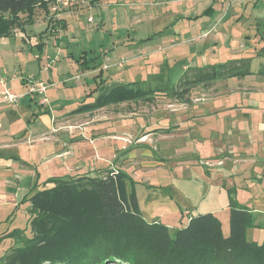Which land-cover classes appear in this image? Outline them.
I'll list each match as a JSON object with an SVG mask.
<instances>
[{
  "label": "rangeland",
  "instance_id": "1",
  "mask_svg": "<svg viewBox=\"0 0 264 264\" xmlns=\"http://www.w3.org/2000/svg\"><path fill=\"white\" fill-rule=\"evenodd\" d=\"M255 2L75 0L65 8L52 2L48 15L36 10L33 28L24 23L26 32L14 28L12 34L17 37L0 38V56L6 64L1 65L0 58V78L8 79L9 85L12 77L28 83L26 97L36 98L39 104H33L31 113H39L44 98L52 110L49 92L45 96L29 93L30 83H49L38 73L40 52L29 54L34 47L28 43L33 37L41 40L50 35V27L42 32L50 21L59 24L54 34L61 40L67 32L61 27L62 16L70 14L76 36L81 31L80 50L92 51L82 52L90 56H79L78 63L91 59L97 68L122 66L115 75L106 70L104 92L127 83H137L146 90L170 88L171 93H155L152 101L107 106L90 115L93 121H72L74 131L82 130L87 122L115 128L116 122L131 119V133L121 131L115 138L123 143L124 154L117 159L114 170L129 164L130 149L131 167L125 170L131 177L128 187L135 192L143 218L178 229L187 227L192 218L213 214L221 221L223 233L230 235L232 215L244 208L253 222L245 228V237L248 242L262 245L264 167L257 163L261 161L256 146L259 129L264 125V6L257 9L253 7ZM22 21L26 22L23 15ZM31 30L37 35L27 36ZM21 34L26 45L24 53L19 48ZM149 36L156 39L140 43ZM90 41H95L92 46ZM220 65L227 72L248 75L189 86L184 83ZM17 84L11 91L22 99ZM21 99L14 105L1 104L0 109L14 107ZM118 113L119 119L112 117ZM241 157L255 160L241 161ZM26 203L13 213L8 207L7 212H0L4 219L13 215L0 224V235L18 229H25L28 237L32 235L30 204ZM16 246L13 239L0 243V264Z\"/></svg>",
  "mask_w": 264,
  "mask_h": 264
},
{
  "label": "trees",
  "instance_id": "2",
  "mask_svg": "<svg viewBox=\"0 0 264 264\" xmlns=\"http://www.w3.org/2000/svg\"><path fill=\"white\" fill-rule=\"evenodd\" d=\"M55 1L0 0V38H10L14 28L24 31V23L34 25L36 10L48 15L50 3ZM50 22L47 29L56 33L59 24ZM61 25L66 28L64 23ZM91 61L79 62L83 71ZM246 75L227 72L220 65L209 67L197 79L184 83L189 86ZM169 90H146L137 83L122 85L75 112L152 101L155 93H171ZM128 181L131 183V177L125 171L111 169L96 176L49 179L54 187L38 191L24 201L30 204L32 235L26 236L25 229L0 235V243L6 239L17 241L3 264H264V244L248 242L245 237V228L253 225L247 209L238 208V215H232L227 236L213 214L199 215L187 227L171 229L143 218Z\"/></svg>",
  "mask_w": 264,
  "mask_h": 264
},
{
  "label": "crops",
  "instance_id": "3",
  "mask_svg": "<svg viewBox=\"0 0 264 264\" xmlns=\"http://www.w3.org/2000/svg\"><path fill=\"white\" fill-rule=\"evenodd\" d=\"M255 3L253 7L257 9L264 6V0H256ZM62 18L67 28V38L64 36L65 39L62 37L60 40L55 36L56 33L52 32L50 35H44L41 40L37 36L33 37L28 43L34 47L33 51L28 48L29 54L34 53L35 50L41 54L37 59L38 73L43 76L42 80L49 83L47 98L50 100L52 110L47 108L46 99L44 103L41 101L38 114L31 113L33 104L38 106L39 104L36 98L26 97L25 89L28 83L24 81L21 83L19 80L12 81L10 88L14 89L13 85L18 83L17 88L20 89L23 98L14 107L7 105L0 109V212H7L8 207L12 208L13 213L14 210L23 206L24 201L34 193L52 188L53 185L48 183L49 179L96 176L101 171L114 170L117 159L124 154L121 151L123 143L115 138L123 132L131 133V128H129L131 119L129 118L116 122L115 128L114 125L87 122L82 130H72L73 120L74 122L93 121L90 115L104 109L88 113L75 112L83 105L94 103L104 93L103 89L107 81L106 70L109 74L115 75L122 66L97 68V64L91 61L89 65L87 64L88 67L85 66L87 69L83 71L78 61H81V57L89 58L90 55H81V53L91 54L92 51L80 50L81 31L78 30L79 34L76 36V30L71 24V15L66 13ZM36 23L34 22V25ZM47 28L46 23V28L42 32H45ZM26 31L24 28L21 32ZM35 32L31 30L27 36L37 35ZM21 35L22 44L19 48L24 53L26 45H24V34ZM15 37L17 36L12 34L10 38ZM150 37L152 36L148 38ZM155 39L156 37L150 41L142 40L140 43L151 42ZM62 40H64L63 43ZM93 42L90 41V46ZM0 58L1 65L6 66L2 61L3 56ZM88 60L85 59L86 62H89ZM46 71H50L51 74H46ZM77 77L79 79H76ZM129 103L123 104L128 105ZM69 106L76 107L70 109ZM120 115L121 113L113 114L112 117L119 119ZM259 132L256 153L261 162L257 160V163L264 167V125L261 126ZM127 151L129 152L126 162L129 164L126 167H119V170L125 171L131 167L132 154L130 149ZM241 158H243L241 161L255 160L254 157ZM255 191L258 194V187ZM11 214L6 215L5 219L0 217V224L7 222Z\"/></svg>",
  "mask_w": 264,
  "mask_h": 264
},
{
  "label": "built area",
  "instance_id": "4",
  "mask_svg": "<svg viewBox=\"0 0 264 264\" xmlns=\"http://www.w3.org/2000/svg\"><path fill=\"white\" fill-rule=\"evenodd\" d=\"M56 4H63L62 6L65 8V6L69 7L70 4L74 3L75 0H56ZM16 80L15 77L11 78V81ZM30 89L29 93L40 95V96H45L47 93V90L49 88L48 84L44 82H35V83H30ZM0 105L1 104H16L22 96H18L14 93H12L10 85H9V80L1 77L0 78ZM46 102V98H44L43 103Z\"/></svg>",
  "mask_w": 264,
  "mask_h": 264
}]
</instances>
